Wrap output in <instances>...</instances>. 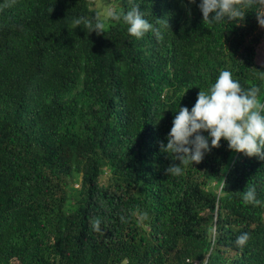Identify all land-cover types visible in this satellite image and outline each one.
<instances>
[{"label":"trees","instance_id":"obj_1","mask_svg":"<svg viewBox=\"0 0 264 264\" xmlns=\"http://www.w3.org/2000/svg\"><path fill=\"white\" fill-rule=\"evenodd\" d=\"M114 1L97 34L96 0H0V264H264V160L221 140L167 175L164 151L221 71L264 103V0L214 24L200 0ZM136 6L139 39L113 19Z\"/></svg>","mask_w":264,"mask_h":264},{"label":"clouds","instance_id":"obj_2","mask_svg":"<svg viewBox=\"0 0 264 264\" xmlns=\"http://www.w3.org/2000/svg\"><path fill=\"white\" fill-rule=\"evenodd\" d=\"M188 3L194 4L196 0H188ZM245 6L241 0H200L199 3L204 22L210 24L242 20ZM113 19L122 20L128 26V34L137 39L156 31L138 6L114 14ZM89 27L91 32L100 34L104 25L90 23ZM258 95V88L244 89L230 71H221L207 91H199L191 110L183 107L177 111L164 151H170L181 163L171 164L166 174L180 175L182 163H200L211 149L220 146L221 140L235 153L264 160V103L259 102ZM241 195L246 203H262L254 188ZM94 226L99 230L100 222L96 221ZM248 239L245 233L237 237L236 243L243 246Z\"/></svg>","mask_w":264,"mask_h":264},{"label":"rangeland","instance_id":"obj_3","mask_svg":"<svg viewBox=\"0 0 264 264\" xmlns=\"http://www.w3.org/2000/svg\"><path fill=\"white\" fill-rule=\"evenodd\" d=\"M114 6V0H96L95 5L91 7V10L97 13L99 20L103 23L104 29L108 27V18ZM255 62L258 65L264 66V43L257 49ZM74 187H77V185Z\"/></svg>","mask_w":264,"mask_h":264},{"label":"water","instance_id":"obj_4","mask_svg":"<svg viewBox=\"0 0 264 264\" xmlns=\"http://www.w3.org/2000/svg\"><path fill=\"white\" fill-rule=\"evenodd\" d=\"M119 6H122V3L121 2L119 3Z\"/></svg>","mask_w":264,"mask_h":264},{"label":"built area","instance_id":"obj_5","mask_svg":"<svg viewBox=\"0 0 264 264\" xmlns=\"http://www.w3.org/2000/svg\"><path fill=\"white\" fill-rule=\"evenodd\" d=\"M263 42H264V37H263Z\"/></svg>","mask_w":264,"mask_h":264}]
</instances>
